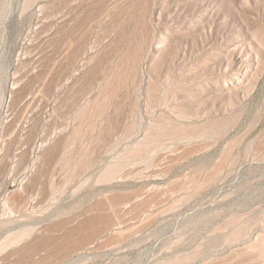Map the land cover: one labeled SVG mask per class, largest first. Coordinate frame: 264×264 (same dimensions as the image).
I'll return each instance as SVG.
<instances>
[{
  "label": "rangeland",
  "instance_id": "obj_1",
  "mask_svg": "<svg viewBox=\"0 0 264 264\" xmlns=\"http://www.w3.org/2000/svg\"><path fill=\"white\" fill-rule=\"evenodd\" d=\"M255 253L264 0H0V264Z\"/></svg>",
  "mask_w": 264,
  "mask_h": 264
},
{
  "label": "bare ground",
  "instance_id": "obj_2",
  "mask_svg": "<svg viewBox=\"0 0 264 264\" xmlns=\"http://www.w3.org/2000/svg\"><path fill=\"white\" fill-rule=\"evenodd\" d=\"M57 78V77H56ZM51 80V79H50ZM49 88H52V87H49ZM22 203V202H21ZM19 206V205H18ZM56 232V231H55ZM68 236V235H67ZM45 242V240H44ZM47 242V241H46ZM35 246V245H34ZM33 246V247H34ZM26 249V248H25ZM52 250V249H51ZM61 250V249H60ZM48 251V250H47ZM257 254L255 253L253 256H251V258L245 262H243L242 264H260L259 260L255 259V257ZM15 256V255H14ZM53 257H56V256H53ZM31 258V257H30ZM258 258V257H257ZM22 259V258H21ZM20 261V260H19ZM46 261V260H45ZM41 264H46V263H41Z\"/></svg>",
  "mask_w": 264,
  "mask_h": 264
}]
</instances>
